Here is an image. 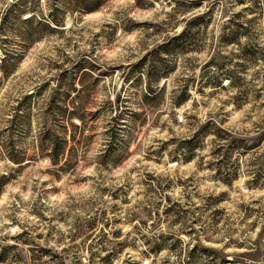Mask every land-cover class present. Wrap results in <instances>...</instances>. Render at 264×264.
<instances>
[{
  "label": "rangeland",
  "instance_id": "rangeland-1",
  "mask_svg": "<svg viewBox=\"0 0 264 264\" xmlns=\"http://www.w3.org/2000/svg\"><path fill=\"white\" fill-rule=\"evenodd\" d=\"M91 1L0 0V264H264V0Z\"/></svg>",
  "mask_w": 264,
  "mask_h": 264
},
{
  "label": "trees",
  "instance_id": "trees-1",
  "mask_svg": "<svg viewBox=\"0 0 264 264\" xmlns=\"http://www.w3.org/2000/svg\"><path fill=\"white\" fill-rule=\"evenodd\" d=\"M99 7H100V1L99 0H92L90 3V6H88L86 9V12L92 13V12L98 10ZM230 40H231L230 42H232V43L234 42V41H232V39H230ZM174 41H176V40H174ZM170 46L171 45L169 43H167L161 47V50L167 51ZM0 73H2V76L5 74L6 77L10 73H12V71H8L6 69L4 59H2V61L0 63ZM153 83H154V81H151L149 83L150 85L148 86V88L145 91L146 99L148 98L149 100H151V98H153L157 95V88L158 87L156 88V85H154ZM28 99H29V97L25 98L24 102L28 101ZM181 102H179L178 104H180ZM23 103L19 104V106L17 108V110H18L17 112H22V110H26V107H23L24 106ZM55 104H56V102L53 103V101L50 104L49 114L50 113L52 114L53 112H55V110H54ZM70 104H71V102H70ZM70 104L66 105L63 109L59 108V107L57 108L60 110V114H61V117H60L61 119H59V120L61 122H64V120L66 119V121H65L66 123L64 125L71 122V124H69V125L72 126L73 128L78 129L80 127H78L77 125H74V123H72V120L74 118H78V120L82 121L83 119H82V117H79L77 115V113H78L77 111H74V110L70 111V109H69ZM110 107H111V111H112V109H114V105L111 103ZM119 120H120V116L118 118H117V115H116V117H111L110 121L108 122V131L109 132L113 131L116 128V126L119 124ZM64 125H62V126L60 125L61 132L57 133L58 129H56V127H49L48 124L46 123V125H45L46 128L44 129L43 137L41 139L42 143L39 147L41 154L44 155L46 153V155H47L46 157H48L49 160L51 161V163H53L55 166H58L61 163L63 158L66 159V157L69 156V154H67V146H69V144H73L72 141H70L69 139L64 137V135H66L65 130L67 127ZM63 127H64V129H62ZM74 146H76V145H74ZM14 156H16V157H10V158L15 164H22L25 162L24 160L19 159V157H17L18 155H14ZM64 165H68L67 161L64 162ZM3 185H4V181H0V187ZM15 240H16V242L20 241L19 238L15 239ZM21 244L30 246L27 243H18V244L16 243L13 245L1 247V249L3 251H2V254H0V261L5 262L7 256H12L11 254H14L15 257L21 258L22 257V253H21L22 249L20 248ZM38 250H39V252L42 253L41 255H34L35 249H28V252L31 253L33 256L30 259H33L36 262H39L40 260H42V258H44V256H45V254H48L50 252V251L43 249V248H40ZM59 257L54 256L53 260H56V262H58V260H60ZM57 264H66V263L63 262L62 260H60V262Z\"/></svg>",
  "mask_w": 264,
  "mask_h": 264
}]
</instances>
